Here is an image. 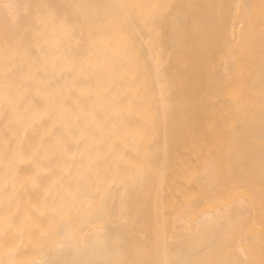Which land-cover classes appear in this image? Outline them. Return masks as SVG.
Listing matches in <instances>:
<instances>
[{"label":"bare ground","instance_id":"1","mask_svg":"<svg viewBox=\"0 0 264 264\" xmlns=\"http://www.w3.org/2000/svg\"><path fill=\"white\" fill-rule=\"evenodd\" d=\"M0 264H264V0H0Z\"/></svg>","mask_w":264,"mask_h":264},{"label":"snow or ice","instance_id":"2","mask_svg":"<svg viewBox=\"0 0 264 264\" xmlns=\"http://www.w3.org/2000/svg\"><path fill=\"white\" fill-rule=\"evenodd\" d=\"M3 7H5V8H11L12 5L11 4H5V5H3Z\"/></svg>","mask_w":264,"mask_h":264}]
</instances>
